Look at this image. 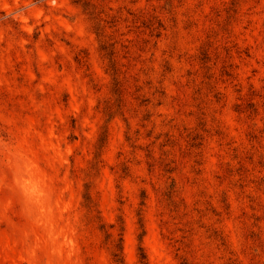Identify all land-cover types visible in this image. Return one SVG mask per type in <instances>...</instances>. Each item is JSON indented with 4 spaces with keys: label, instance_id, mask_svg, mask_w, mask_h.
<instances>
[{
    "label": "rangeland",
    "instance_id": "rangeland-1",
    "mask_svg": "<svg viewBox=\"0 0 264 264\" xmlns=\"http://www.w3.org/2000/svg\"><path fill=\"white\" fill-rule=\"evenodd\" d=\"M0 264H264V0H0Z\"/></svg>",
    "mask_w": 264,
    "mask_h": 264
},
{
    "label": "clouds",
    "instance_id": "clouds-1",
    "mask_svg": "<svg viewBox=\"0 0 264 264\" xmlns=\"http://www.w3.org/2000/svg\"><path fill=\"white\" fill-rule=\"evenodd\" d=\"M156 255H157V256H159V255H160V253H159V252H157V253H156Z\"/></svg>",
    "mask_w": 264,
    "mask_h": 264
}]
</instances>
